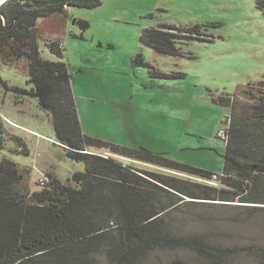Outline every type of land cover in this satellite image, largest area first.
<instances>
[{
	"label": "rangeland",
	"instance_id": "374dc122",
	"mask_svg": "<svg viewBox=\"0 0 264 264\" xmlns=\"http://www.w3.org/2000/svg\"><path fill=\"white\" fill-rule=\"evenodd\" d=\"M77 19L87 20L89 28L82 30ZM213 22L218 25L212 26ZM163 23L203 25L210 40H185L183 55L159 54L142 44L140 37L145 29ZM38 38L41 55L51 60L57 58L49 43L61 41L62 60L68 65L87 135L124 147H144L215 175L197 178L113 157L125 165L230 189L220 179L226 173L224 139L231 123V107L222 98L249 101L245 89L264 78V0H103L97 8H69L68 18L41 19ZM12 59L7 63L0 55V77L10 86L31 88L27 59ZM2 132L0 160L10 159L28 171L31 191L41 188L39 180L48 173L67 183L75 172L85 170V163L69 158L59 145L51 116L37 99L24 97L16 103L15 94L0 84V136ZM91 150L110 155L105 149ZM261 182L264 186V179ZM166 198L177 199L172 192ZM180 198L168 217L173 232L197 235L210 245L237 247L242 250L236 258L239 264L264 262L263 255L251 252L264 250V204L244 203L239 197L235 201ZM174 258L211 264L190 249H156L144 264H168ZM93 264L108 263L100 253Z\"/></svg>",
	"mask_w": 264,
	"mask_h": 264
},
{
	"label": "trees",
	"instance_id": "16d2710c",
	"mask_svg": "<svg viewBox=\"0 0 264 264\" xmlns=\"http://www.w3.org/2000/svg\"><path fill=\"white\" fill-rule=\"evenodd\" d=\"M102 2L7 0L0 5V55L7 63L24 56L32 87L10 86L1 77L0 84L15 94L16 103L24 97L37 99L39 107L50 114L56 140L67 156L85 163V170L75 172L67 183L48 173V183L31 191L28 171L10 159L0 160V264H93L100 253L108 264H144L156 249H190L211 264H239L236 258L241 249L210 245L197 235H179L173 232L168 217L182 201L181 195L225 201L239 197L244 203L264 204V186L260 185L264 179V78L245 89L249 101L222 98L231 107L223 166L226 173L220 177L229 190L125 165L111 154L197 178L215 175L155 155L147 148L124 147L83 131L69 68L62 60V43H49L56 60L44 58L38 23L54 15L68 18L69 8H97ZM75 23L82 30L90 26L85 19ZM202 29L200 24L179 27L163 23L145 29L140 42L159 54L183 55L185 40H210ZM91 149H105L110 155ZM168 192L178 200H167ZM251 252L264 256V250ZM168 264L189 262L174 258Z\"/></svg>",
	"mask_w": 264,
	"mask_h": 264
},
{
	"label": "built area",
	"instance_id": "2783aa9c",
	"mask_svg": "<svg viewBox=\"0 0 264 264\" xmlns=\"http://www.w3.org/2000/svg\"><path fill=\"white\" fill-rule=\"evenodd\" d=\"M224 139V138H223ZM224 140H226V142H227V137H226V139H224ZM48 183V178L47 177H42L40 180H39V184H40V186H45L46 184Z\"/></svg>",
	"mask_w": 264,
	"mask_h": 264
},
{
	"label": "water",
	"instance_id": "95a60500",
	"mask_svg": "<svg viewBox=\"0 0 264 264\" xmlns=\"http://www.w3.org/2000/svg\"><path fill=\"white\" fill-rule=\"evenodd\" d=\"M7 0H0V5H2L4 2H6ZM1 17V16H0Z\"/></svg>",
	"mask_w": 264,
	"mask_h": 264
}]
</instances>
